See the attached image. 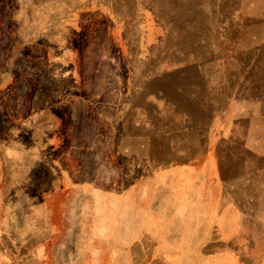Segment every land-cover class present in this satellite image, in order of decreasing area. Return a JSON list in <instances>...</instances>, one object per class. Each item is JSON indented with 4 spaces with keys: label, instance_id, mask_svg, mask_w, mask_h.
Wrapping results in <instances>:
<instances>
[{
    "label": "rangeland",
    "instance_id": "obj_1",
    "mask_svg": "<svg viewBox=\"0 0 264 264\" xmlns=\"http://www.w3.org/2000/svg\"><path fill=\"white\" fill-rule=\"evenodd\" d=\"M206 158L243 212L228 252L264 264V0H0V264H216L92 239L82 189L62 256L30 219Z\"/></svg>",
    "mask_w": 264,
    "mask_h": 264
},
{
    "label": "crops",
    "instance_id": "obj_2",
    "mask_svg": "<svg viewBox=\"0 0 264 264\" xmlns=\"http://www.w3.org/2000/svg\"><path fill=\"white\" fill-rule=\"evenodd\" d=\"M214 178H218L215 164L206 158L202 162L162 165L149 177L140 174L133 184L111 186V191L90 185L74 191L61 187L52 197L57 195L59 203L35 206L30 210V219L39 225L43 222L51 257L62 256L66 241L72 238L68 225L74 220L68 219L71 195L82 189L87 194L85 200L99 198L97 206L108 208L107 220L92 221L91 238L123 241L118 246L123 255L131 256L133 247L154 241L150 255L155 257H187L188 262H195L196 257L216 256V264H221L224 257L235 261L231 264H240L238 255L228 252L225 243L239 237L243 212L239 201L231 198L227 187ZM104 199L107 204L102 203ZM58 243L63 245L57 247ZM107 253L111 254V246Z\"/></svg>",
    "mask_w": 264,
    "mask_h": 264
}]
</instances>
